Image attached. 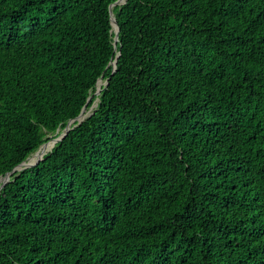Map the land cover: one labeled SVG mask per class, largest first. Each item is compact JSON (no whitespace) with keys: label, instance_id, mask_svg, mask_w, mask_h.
Returning a JSON list of instances; mask_svg holds the SVG:
<instances>
[{"label":"trees","instance_id":"obj_1","mask_svg":"<svg viewBox=\"0 0 264 264\" xmlns=\"http://www.w3.org/2000/svg\"><path fill=\"white\" fill-rule=\"evenodd\" d=\"M116 1L0 0V176L99 97L0 188V264H264V0H127L117 41Z\"/></svg>","mask_w":264,"mask_h":264},{"label":"water","instance_id":"obj_2","mask_svg":"<svg viewBox=\"0 0 264 264\" xmlns=\"http://www.w3.org/2000/svg\"><path fill=\"white\" fill-rule=\"evenodd\" d=\"M126 1H127V0H117L116 2H114L113 4H111V6H110V12H111L112 24H113V27L115 28V32H116V34H115V39H116V41H117L118 38H119L120 27H119V24H118V22H117V19H116L115 13H114V6H115L116 4H122V3H125ZM119 54H120V53H119ZM115 61H116V64L113 63V65H114V69H113V71L116 70V68H117V66H118V63H119L118 58H116ZM109 78H110V77H109ZM109 78L106 79V80L104 79V76H102V77L100 78V80L103 81V83H102L101 86H98V87H97V90H96L95 94L99 95V94L101 93L102 87H103V86H107V85L109 84ZM100 80H99V81H100ZM92 97H93V95H91V96L89 97L88 102H87V104L83 107L81 113H80L78 116H76V117L70 119V120L66 123V124H68L70 121H74L72 127L68 130V132H69L74 126H76L77 124L81 123V122L85 119V118H84V119L80 120L79 117L81 116V114L83 113V111H84L86 108H88L89 102L91 101ZM98 100H99V97L96 99V105L98 104ZM58 131H59V130H58ZM68 132H67V134H68ZM67 134H66V135H67ZM66 135H65V136H66ZM65 136H64V137H65ZM64 137H62L59 141H61ZM54 138H55V137H54ZM52 139H53V138H52ZM59 141L57 142L56 145H58ZM56 145H55V146H56ZM55 146H54V147H55ZM54 147H53V148H54ZM53 148H52V149H53ZM52 149H51L50 151H52ZM48 152H49V151H48ZM48 152H46V153H48ZM46 153H45V154H46ZM45 154H44V155H45ZM44 155H43L40 159H38L35 163H33V164H31V165H28V166H25V167H22L21 169H16L17 166H18L21 162H23V161H25L26 159L29 158V156H30V155H29V156L26 157L24 160H22L21 162H19V163L13 168V170L9 171V172L6 173L5 175H1L0 177H2V176H10L9 180L6 182V183H8V182H10V181L13 179L12 174H13L15 171H22V170H24V169L27 168V167H30V166H33V165L39 163V161H40L41 159H43ZM6 183L3 184V186L1 187V189L6 185ZM1 189H0V190H1Z\"/></svg>","mask_w":264,"mask_h":264},{"label":"bare ground","instance_id":"obj_3","mask_svg":"<svg viewBox=\"0 0 264 264\" xmlns=\"http://www.w3.org/2000/svg\"><path fill=\"white\" fill-rule=\"evenodd\" d=\"M114 64H116V61H114ZM103 83V81H99L98 86H101ZM94 106H92L90 109L86 108L83 113L81 114V116L79 117L80 120L86 118L91 110L93 109ZM74 121H70L67 126L65 127L64 131L57 136L56 138H54L52 141H50V143H44L36 152H34L25 162L19 164L17 166L16 169H21L22 167L31 165L33 163H35L38 159H40L46 152L50 151L55 145L56 143L62 138L64 137L68 130L72 127ZM10 176H2L0 177V188L1 186H3V184H5L8 180H9Z\"/></svg>","mask_w":264,"mask_h":264},{"label":"rangeland","instance_id":"obj_4","mask_svg":"<svg viewBox=\"0 0 264 264\" xmlns=\"http://www.w3.org/2000/svg\"><path fill=\"white\" fill-rule=\"evenodd\" d=\"M92 106H94V107H93V109L91 110L90 114L94 111L95 107L97 106V105H96V102H94L91 106H88V108L90 109ZM90 114H89V115H90ZM89 115H88V116H89ZM46 143H50V142H46Z\"/></svg>","mask_w":264,"mask_h":264}]
</instances>
